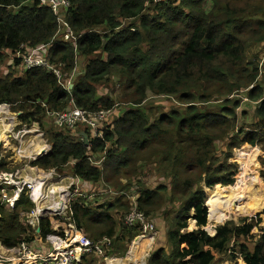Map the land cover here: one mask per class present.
<instances>
[{"label": "trees", "instance_id": "trees-1", "mask_svg": "<svg viewBox=\"0 0 264 264\" xmlns=\"http://www.w3.org/2000/svg\"><path fill=\"white\" fill-rule=\"evenodd\" d=\"M69 2L63 13L70 31L81 35L76 40L56 35L57 16L38 0H0V63L6 57L4 50L23 55L26 48L49 44L51 62L61 69L65 82L71 78L73 83L67 91L54 73L42 67L26 68L24 75L0 76V105L7 103L19 113V124L44 130L52 145L32 166L46 171L68 167L82 185L100 183L106 191L92 198H74L69 221L42 218V238L48 234L64 237L71 222L93 241L112 240L105 256L89 253L74 264L124 257L128 245L141 233L123 224L132 200L107 192L111 188L128 191L132 183L121 184L119 178L124 170H137L142 163L146 165L139 178L145 181L154 169L161 184L142 188L138 182V210L156 226L160 222L166 226V219L155 218L154 207L165 203V193H172L179 204L173 226L165 233L169 247L158 249L150 264H223L239 256L245 264H264V228L249 243L255 236L252 229L262 219L231 220L219 225L216 234H209L203 229L208 208L201 186L202 182L208 188L234 183L237 164L229 160L235 147L260 145L264 150V78H260L259 62L247 57L253 46L264 43V0ZM15 62L21 64L22 59ZM115 77L124 84L118 104L128 108L103 127L101 135H89L88 145L80 135L82 126L77 131L59 128L47 115V109L70 106L90 112L113 110L115 101L98 93V86ZM240 91L244 94L237 96ZM157 98L172 99L176 106L156 114L160 106L153 99ZM243 104L255 105L254 112L241 108ZM7 113L0 110L1 115ZM248 116L249 121L243 122ZM227 140L228 149L222 151L225 157L221 159L220 144ZM103 156L99 165L93 162ZM260 161L264 165V157ZM3 162L1 170L8 171L6 159ZM34 206L28 192L13 206L0 203V242L6 248L37 239L35 227L24 223L21 216ZM215 209L209 207L211 219ZM190 219L197 229L188 230ZM56 222L62 224L58 230H54ZM135 244L136 240L129 260H134ZM214 252L221 257L216 259Z\"/></svg>", "mask_w": 264, "mask_h": 264}, {"label": "rangeland", "instance_id": "rangeland-1", "mask_svg": "<svg viewBox=\"0 0 264 264\" xmlns=\"http://www.w3.org/2000/svg\"><path fill=\"white\" fill-rule=\"evenodd\" d=\"M29 4H32V1H29ZM5 54H6L5 61L2 62V64L0 63V76L1 77H5V75H7L6 73L8 71H10V70H8L7 72L3 71V70H5L7 63L9 64L8 60L10 57L7 55L6 52H5ZM247 57H248L249 61L256 60L257 62H259L261 74H262L260 78H264V69H263L264 68V43L256 44L255 46H253L252 49L247 51ZM15 69H16V67H14V69L12 68V70H15ZM75 70H77L76 67H75ZM15 71H13V72H15ZM14 75L19 76V74L17 72ZM111 81H112L111 83L102 84L103 87L101 85L98 86V93H100L101 95L104 94L105 96L107 95L108 97H110L111 99H113L115 101L114 109L111 110V113L109 115V119L107 120V122L105 124L106 126L108 124H111L115 120L116 117L121 116L124 113V111L128 108L127 105H124L122 103L118 104V101L120 100L122 92L124 91L123 90L124 84L121 83L117 77L113 78ZM105 92H106V94H105ZM242 94H244V91H240V95H237V96H241ZM153 102L156 105L160 106L159 108H157L158 113H156V114L168 111L172 107L176 106V105H173L174 100L167 99V98L153 99ZM244 106H245V109L247 111H250L251 114H252V112H254L255 105L243 104V106H241V108ZM2 110H4V108ZM5 110L8 112L7 109H5ZM242 121L243 122L249 121V116L246 118H243ZM83 130L85 131V129H83ZM1 135H2V131H1ZM30 137H33V135H30V136L27 135L26 138H30ZM229 142L230 141L227 140L225 143L220 144L221 152L222 151L227 152ZM252 151L254 153H252ZM223 152L220 153L221 159H224V157H225V154ZM246 152H249L250 155H248ZM251 155H252V158H251ZM262 157H264V150L261 148L260 145L255 146V147H251L247 144H242L241 146L235 147L233 149L232 157L229 160L231 163L237 164V170H236V173L234 176L235 177L234 183L229 184V185L217 184V186H219V188H221V189L226 188V187L228 189L223 190V192H221L218 195H214L215 191L217 190L216 186H214L213 188H208L205 186V182L201 183V186H204V190H205L206 195H207L205 204L209 205L211 211H212L213 207H217V209H215V211H214V217L212 219L210 216L211 212L208 208V211H209L208 218L210 220H208V222L204 228L207 229L206 231L209 234H211V235L216 234L217 227L219 225L225 224L228 221L232 220V221H235L236 223H240L241 219L249 218L248 221H251L252 218L258 217V218H261L262 221L258 224V226L254 227L252 229V233L255 236H254V238L249 239V243L252 244L253 241L259 237V234L261 233V229L264 228V201H263V204H261L263 206L261 209H255V203L261 202V200H264V185L263 186H261V185L255 186V183L251 184V185H247V184L251 181V177L254 178L252 169H257L259 178L262 180V183L264 184V177L262 176L263 172H264V165H262V163L260 161V158H262ZM32 158L33 157H29L28 161L33 160ZM245 158H246V160H245ZM93 162L95 164L99 163L98 159H96V158L93 159ZM145 165L146 164L143 165L142 163L141 164L139 163L137 166V170L136 169L135 170H124L123 176H121L119 178V179H121V180H119L120 183L126 184L128 182H131L132 185H134V183H135V185H138V182H140V184H141L140 186L142 188L158 187L159 184H161V182L159 180L160 178L156 175L157 173L155 174L154 169L152 171H150L151 174H148L146 176L147 178L145 179V181L142 180L143 177L139 178V176H140L139 174L142 171H144L143 169H145V168L143 166H145ZM150 165H152V164H148L146 167H149ZM68 172L70 174H72L70 171H68ZM46 173H48V174L51 173V169L47 170ZM245 173H247V174H245ZM113 189L114 188H111V190H113ZM27 192H28V190H27ZM232 193L234 194L233 197H232ZM256 194H257V196H256ZM171 197H172V193H170V194L165 193L164 194L165 203L162 206H158V204H156V206L154 207L155 218L160 219V217H161L163 219H166V221L164 220L166 222V226H165V224H161V227H160V225L156 226V232H155L154 236L156 237L157 240L155 242L154 247L151 250H149L147 255H145V254L142 255V251H137L136 252L137 254L135 256V258L137 260L139 257H141V260L146 259L147 264H148V260L150 259L149 258L150 252L153 249H154V253L158 249H160L161 247L168 249L169 245H168L167 237L165 234L166 229L168 231L173 226L172 225L173 224V217H175L177 214V213L175 214V210L177 211L178 207H179V204L177 203V201H174ZM231 197H232V199H231ZM107 202L108 201H102V204L107 203ZM117 219L119 221L120 214H119V217H117ZM123 224L125 225L124 219H123ZM194 229H197V226L195 225L194 220L190 219L188 230L192 231ZM119 230H120V228L118 229V232H119ZM37 231L39 232L37 239L33 243H31V248H32L33 252L38 255V257L34 258L35 264H39L38 259H42V257H40L41 255H47L48 253H52V254L56 253L57 251H60V247H62V246L59 247V244L57 242L58 239L56 238V236L54 234H48L47 238L43 239L41 234H40L41 229L37 228ZM214 254H215L216 259L221 257V255L216 253V252H214ZM116 258L118 259L119 257H116ZM10 259L13 260V263H15V262L21 263L22 262L21 259H16V260L13 258H10ZM119 259H123L122 263H126V260H128L127 257H123V258H119ZM97 260H98L97 264H107L109 259H106L104 262L101 261V258H98ZM130 261H132V260L130 259ZM26 264H30V263H26ZM32 264H34V263H32ZM223 264H245V261H244L243 257L239 256L235 261H225Z\"/></svg>", "mask_w": 264, "mask_h": 264}, {"label": "built area", "instance_id": "built-area-1", "mask_svg": "<svg viewBox=\"0 0 264 264\" xmlns=\"http://www.w3.org/2000/svg\"><path fill=\"white\" fill-rule=\"evenodd\" d=\"M41 5L49 6L57 16L58 30L56 35L62 37L64 40H76L80 36L75 35L70 31L69 22L63 13V8L69 6V0H38ZM50 45L46 44L37 48L28 49L22 55L20 52H14L16 58H21L22 63L26 68L42 67L47 68L49 71L54 73L59 79V83L67 90L72 86L71 79L65 82L61 69L51 62V57L48 55V49ZM247 100V98L245 99ZM7 104V103H4ZM2 105V104H1ZM9 105V104H8ZM111 110L102 109L97 112H90L86 109L79 108L78 106H70L64 110L53 111L47 109V115L54 119L56 125L60 128H66L71 131H77L79 126L82 129L88 130L91 136L101 135L103 127L109 119ZM80 128V129H81ZM82 136V135H81ZM84 139V137H83ZM90 141V140H89ZM88 145V144H87ZM101 163V161H98ZM98 163V164H99ZM50 174V173H49ZM49 179L52 181L56 179L55 175H49ZM78 180V179H77ZM41 185L40 199L44 206L37 209L39 214L53 215L50 217H60L62 219L67 215L66 210H70L71 201L80 196H86V191L82 188L80 180L73 181L69 184L67 194L61 195L60 202L53 200L52 193L55 191H61V188H57L53 185L48 184L46 179L42 182L34 180H28L25 178H18L12 173L3 172L0 170V191H1V204H7L13 206L12 198L8 195L7 191L9 187H12L16 193H25L33 191L35 187ZM84 186V185H83ZM138 185H133L128 191L110 190L108 193L112 196H123L127 195L132 200L133 207L131 211L124 216V223L128 227H137L140 230V237L151 235L156 231V224L153 220L149 219L143 212L139 211L136 205V198L138 197ZM106 192L102 187L97 190H93L87 195L88 198H92L99 193ZM70 219V217H69ZM73 226V224H69ZM58 239V244L64 243V246L60 248V251L56 253H48L47 255H41L42 259H38L39 264H74L80 262L84 255L89 253H97L100 256H105L106 249H109L112 245V240L105 237L98 241H93L88 236L82 234L78 239H75L74 234L69 230H65V236L61 237L55 235ZM18 258L21 259V263H13V260L5 256L0 255V264H26L29 261L35 264L34 258L38 257L31 248V244L23 242L18 247ZM14 259V258H13ZM16 260V259H15Z\"/></svg>", "mask_w": 264, "mask_h": 264}, {"label": "crops", "instance_id": "crops-1", "mask_svg": "<svg viewBox=\"0 0 264 264\" xmlns=\"http://www.w3.org/2000/svg\"><path fill=\"white\" fill-rule=\"evenodd\" d=\"M5 52L10 57L8 60L9 64L7 63V66L5 67V70H3V71L7 72L8 70H10L6 74L13 73V75H14L17 72L19 75H24L25 71H26V67L23 64H17L15 62L16 57H15L14 52L12 50H4V53ZM78 62L81 64L79 57H78ZM82 64H83V62H82ZM11 67L13 69H14V67H16V69H15L16 71L12 70ZM79 68H80V66L77 68V70H80ZM77 70H75V72ZM13 71H15V72H13ZM72 86H73V83H72ZM105 94H106V92H105ZM3 108L7 109L8 113L0 115V163H4L3 161H4V159H6V162H5L6 167L10 168L8 171H3V172L12 173L13 175H15L18 178H25L28 180L29 179L30 180L35 179L38 182H42L43 179H46L48 184H51V185H53V187H55V190L57 188L62 187L61 191H55L54 193H52V195H54L53 200L55 202H58V201L60 202L61 195L63 193L67 194V189H68L69 184H71V182H73V181H78L79 179L76 176H74L73 174H70L68 172V171H70L68 167L65 168L63 171H59V170L57 171L55 169H51L52 174H54L56 177V179L53 181L51 179H49V175L51 173L50 174L46 173V171L43 170V168H40L39 166L38 167L37 166L32 167L31 163L33 161H36V160L42 158L44 155L43 156H41V155L44 151L45 152L48 151L47 152V154H48L52 149V145L49 143V140L47 139V136H46V133L44 132V130H42L38 126L34 127V125L32 126L28 123L19 124V113L14 112L12 108H8L6 106L0 105V110ZM1 119H3V120H1ZM53 122L55 123V121H53ZM55 125H56V123H55ZM56 126H58V125H56ZM1 131H2V135H1ZM83 131L84 130L82 129L81 132H83ZM85 131H87V130H85ZM27 135H29V136L33 135V137L26 138ZM89 135H91V133H89ZM40 139H42V140H40ZM25 153H26V155H24ZM39 156H41V157L38 158ZM29 157H33L32 158L33 160L28 161ZM103 160H104V156L101 159H98V161H101V162ZM97 165H99V164H97ZM16 166H19V167L16 169H13ZM0 168H1V166H0ZM45 174H47L48 176ZM46 176H47V178H46ZM41 178H42V180H41ZM81 186L86 191L85 195H88L93 190H97V189H100L102 187V185L100 183L90 184L88 186H83V185H81ZM39 189H40V191H39ZM41 190H42L41 185H39L38 187H35V189L33 191L28 192V194L30 195V199L33 201L35 206L33 207V209L31 211L21 212V216H22V218H24L23 222L24 223L26 222L29 225L35 227L37 233H39L37 231V228H40V220L42 218H45V217L53 216V215H48V214H39L37 211L38 208L45 205V203H43L40 199ZM63 190H65V191H63ZM38 191H39V193H37ZM7 193L12 198V202L14 203V205L20 201L21 194L16 193V191L12 187L8 188ZM36 193H37V195H36ZM0 203H1V191H0ZM66 212H67V215L65 216V218L64 219L60 218L63 221H65V220L69 221L70 220L69 219V211L66 210ZM69 224H72V223L68 222V225L65 227V230H69L70 232L72 231L74 236H75V239H78L82 234H84L80 230L75 229L74 225L70 226ZM159 224L161 225V224H165V223L160 222ZM61 225L62 224L60 222H56L54 225V230H58V228H60ZM154 235H155V233H153L151 235H147L146 237H143V238H147V239L151 240V244L148 247L146 246L145 249L140 248L138 250V251H142V255H144V254L147 255L149 250H151L154 247L155 242L157 240ZM140 236L141 235L137 236V238H139ZM137 238H135V239H137ZM133 241L131 242V244L128 245L127 252L124 256V257H127V259L130 256L132 246L134 243ZM60 246H64V243L61 241L59 243V247ZM154 254L155 253H154V249H153L150 252V256H149L150 259L148 260V264H150V261H151L152 257L154 256ZM0 255L5 256L7 258L17 259L18 255H19L18 248L8 249L0 242ZM119 258H123V257H119ZM106 259H109L108 260L109 262L107 264H117L118 262L122 263V261H123L122 259H117L116 257H107L103 260V262ZM144 261L147 264L146 259L141 260V257H139L136 263L141 264ZM29 263L32 264V261H29ZM77 263H79V262H77ZM130 263L131 262L129 259L126 260V264H130Z\"/></svg>", "mask_w": 264, "mask_h": 264}, {"label": "bare ground", "instance_id": "bare-ground-1", "mask_svg": "<svg viewBox=\"0 0 264 264\" xmlns=\"http://www.w3.org/2000/svg\"><path fill=\"white\" fill-rule=\"evenodd\" d=\"M6 117V116H5ZM2 118V117H1ZM1 120H3V119H1ZM40 140H42V139H40ZM35 143V142H34ZM39 143V142H38ZM37 143V144H38ZM47 145V144H46ZM48 146V145H47ZM20 149V148H19ZM255 151V150H254ZM22 153V152H21ZM248 155H250V153L249 152H246ZM252 153H254L253 151H252ZM24 155H26V153L24 154ZM253 155V154H252ZM252 155H251V158H252ZM245 160H246V158H245ZM1 169V168H0ZM251 169V168H250ZM252 172H253V175H254V178L253 177H251V181L247 184V185H251V184H254L255 183V186H259V185H261V186H263L264 184L262 183V180L259 178V175H258V172H257V169H252ZM40 174V173H39ZM245 174H247V173H245ZM25 175V174H24ZM41 175V174H40ZM39 175V176H40ZM45 175H47V174H45ZM48 176V175H47ZM47 176H46V178H47ZM37 178V177H36ZM39 179V178H38ZM41 180H42V178H41ZM248 182V181H247ZM41 183V182H40ZM243 186V185H242ZM38 187V186H37ZM57 188V187H56ZM240 188V187H239ZM247 188V187H246ZM250 188V187H249ZM216 191H215V193H214V195H218V194H220L221 192H223V190H226V189H228L227 187L226 188H223V189H221V188H219V186H217L216 185ZM39 191H40V189H39ZM39 191L37 192V193H39ZM63 191H65V190H63ZM37 193H36V195H37ZM54 193V192H53ZM236 193V192H235ZM234 196V194L232 193V197ZM256 196H257V194H256ZM217 197V196H216ZM232 197H231V199H232ZM263 201L264 200H261V202H257V203H255V209H261L263 206L261 205V204H263ZM146 237V236H145ZM151 244V240H149V239H147V238H143V237H139V238H137L136 239V244H135V246H134V249H133V251H132V255H133V257H134V260H132V261H130L131 263L130 264H137L136 262H137V259L135 258V256H136V252L140 249V248H142V249H145V247L147 246H149ZM136 247L138 248V250L136 251ZM144 253V252H143ZM119 259V258H118ZM123 260V259H122ZM109 262V261H108ZM112 262V261H111ZM117 264H126V263H120V262H118ZM141 264H146L145 263V261L144 262H142Z\"/></svg>", "mask_w": 264, "mask_h": 264}, {"label": "water", "instance_id": "water-1", "mask_svg": "<svg viewBox=\"0 0 264 264\" xmlns=\"http://www.w3.org/2000/svg\"><path fill=\"white\" fill-rule=\"evenodd\" d=\"M72 85V84H71ZM1 106H6V107H8V108H11V106L10 105H8V104H2ZM83 137H84V140H85V143L86 144H89V140H90V137H89V134L86 132V131H83V132H81L80 133ZM48 152V151H47ZM47 152H43L42 153V155L41 156H43V155H46L47 154ZM41 156H39L38 158H40ZM0 166H1V163H0ZM222 185V184H221ZM206 205V207L207 208H209V205H207V204H205ZM208 214H209V211H208ZM208 220H210L209 218H208ZM195 225H196V223H195ZM197 226V225H196ZM204 230H207L206 228H203Z\"/></svg>", "mask_w": 264, "mask_h": 264}, {"label": "flooded vegetation", "instance_id": "flooded-vegetation-1", "mask_svg": "<svg viewBox=\"0 0 264 264\" xmlns=\"http://www.w3.org/2000/svg\"><path fill=\"white\" fill-rule=\"evenodd\" d=\"M138 250V248L136 247V251Z\"/></svg>", "mask_w": 264, "mask_h": 264}]
</instances>
